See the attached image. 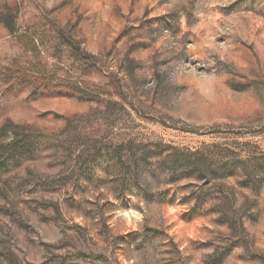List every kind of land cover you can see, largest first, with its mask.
I'll use <instances>...</instances> for the list:
<instances>
[{
    "label": "rangeland",
    "instance_id": "374dc122",
    "mask_svg": "<svg viewBox=\"0 0 264 264\" xmlns=\"http://www.w3.org/2000/svg\"><path fill=\"white\" fill-rule=\"evenodd\" d=\"M195 151L264 157V0H0V264H264Z\"/></svg>",
    "mask_w": 264,
    "mask_h": 264
},
{
    "label": "trees",
    "instance_id": "16d2710c",
    "mask_svg": "<svg viewBox=\"0 0 264 264\" xmlns=\"http://www.w3.org/2000/svg\"><path fill=\"white\" fill-rule=\"evenodd\" d=\"M146 151L140 150L139 153ZM120 152H117V156H119L114 161L123 166L126 162L123 160L124 154ZM168 165L180 170L182 177L194 178L206 187L217 181L231 178L238 179L243 188L257 190L264 185V157L243 159L237 154H228L222 160L203 151H195L188 152L178 159L170 160Z\"/></svg>",
    "mask_w": 264,
    "mask_h": 264
}]
</instances>
